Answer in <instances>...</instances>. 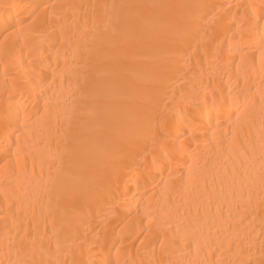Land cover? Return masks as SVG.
<instances>
[{
	"label": "bare ground",
	"instance_id": "bare-ground-1",
	"mask_svg": "<svg viewBox=\"0 0 264 264\" xmlns=\"http://www.w3.org/2000/svg\"><path fill=\"white\" fill-rule=\"evenodd\" d=\"M0 264H264V0H0Z\"/></svg>",
	"mask_w": 264,
	"mask_h": 264
}]
</instances>
